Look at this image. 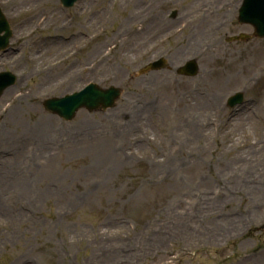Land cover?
Segmentation results:
<instances>
[{"label":"rangeland","instance_id":"374dc122","mask_svg":"<svg viewBox=\"0 0 264 264\" xmlns=\"http://www.w3.org/2000/svg\"><path fill=\"white\" fill-rule=\"evenodd\" d=\"M0 2L20 46L0 97V264H264V39L229 41L253 33L240 0L218 34L216 0ZM182 18L192 26L163 44ZM161 53L169 68L140 73ZM191 58L199 75H177ZM90 78L122 87L114 108L64 121L41 106ZM236 91L246 101L229 108Z\"/></svg>","mask_w":264,"mask_h":264},{"label":"bare ground","instance_id":"6f19581e","mask_svg":"<svg viewBox=\"0 0 264 264\" xmlns=\"http://www.w3.org/2000/svg\"><path fill=\"white\" fill-rule=\"evenodd\" d=\"M153 5H154V7L156 8L157 6H156V3H157V0H153ZM219 6L220 7H218V11H219V21H218V23H220V21L221 20H224L225 18H227V15H225V16H223V12H222V10H225L226 9V7L228 6L227 5V3L225 2V0H219ZM150 7H151V5H150ZM144 8V7H143ZM129 19H127L126 21H128ZM164 21V20H163ZM158 25V21H157V19L156 20H154L153 21V23H152V25H151V27L153 28V30H155L156 31V26ZM220 27H221V25L220 26H218V30L220 31ZM201 33V32H200ZM202 38V37H201ZM140 42H142V35L140 36ZM194 41V39H192L191 40V42H193ZM57 43V45H58V51H59V48L62 50V49H65L67 46H68V43H64L63 41H58V42H56ZM100 44L99 45H97L95 48H94V50H91L90 51V54H89V58L91 59L93 56H94V54L95 53H97L96 51L98 50V49H100ZM137 48V46H134V49H136ZM54 49V48H53ZM251 51V48L250 49H247V48H244V50H242V51H238V52H235L236 53V59H234V60H238L240 57H244V56H247V53L248 52H250ZM231 61V63H235V61ZM35 91V90H34ZM38 95V90L37 91H35V92H33L32 93V97H36ZM23 102L25 101V97H23ZM0 107H1V100H0ZM17 108V107H16ZM15 108V109H16ZM37 110L38 109H40V107L38 106L37 108H36ZM3 117V115H0V118H2ZM16 121H17V119L16 118H11V120H10V123H12V124H15L16 123ZM40 123L42 124V125H44V124H46L47 123V120L46 119H44V118H42L41 119V121H40ZM210 199V201H212L213 199H214V197H212V196H210L209 197ZM214 201V200H213ZM0 204H3V206L0 208V213H3V207H5L6 208V211H7V207L4 205V203L0 200Z\"/></svg>","mask_w":264,"mask_h":264},{"label":"water","instance_id":"95a60500","mask_svg":"<svg viewBox=\"0 0 264 264\" xmlns=\"http://www.w3.org/2000/svg\"><path fill=\"white\" fill-rule=\"evenodd\" d=\"M96 92V91H94ZM117 95V91L113 92V91H109L106 93H100L99 95L93 97V96H89V98L81 100V101H77L75 103V105H80V104H87L88 102H92L95 106V104L97 103H104L107 102L106 100H111L114 99ZM94 98V100L92 99ZM60 109L62 110L63 108L60 106Z\"/></svg>","mask_w":264,"mask_h":264}]
</instances>
